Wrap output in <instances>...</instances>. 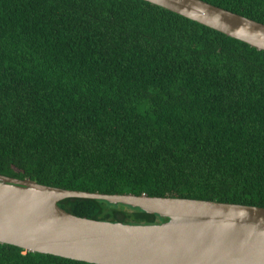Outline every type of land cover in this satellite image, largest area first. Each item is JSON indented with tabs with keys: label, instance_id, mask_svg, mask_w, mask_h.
<instances>
[{
	"label": "trees",
	"instance_id": "1",
	"mask_svg": "<svg viewBox=\"0 0 264 264\" xmlns=\"http://www.w3.org/2000/svg\"><path fill=\"white\" fill-rule=\"evenodd\" d=\"M264 23V0H205ZM0 173L264 207V50L146 0H0ZM78 216L158 214L69 197ZM0 264H97L0 242Z\"/></svg>",
	"mask_w": 264,
	"mask_h": 264
},
{
	"label": "water",
	"instance_id": "2",
	"mask_svg": "<svg viewBox=\"0 0 264 264\" xmlns=\"http://www.w3.org/2000/svg\"><path fill=\"white\" fill-rule=\"evenodd\" d=\"M264 50V23L205 0H146ZM69 197L138 207L165 220H98ZM0 242L97 264H264V207L197 198L67 189L0 173Z\"/></svg>",
	"mask_w": 264,
	"mask_h": 264
}]
</instances>
